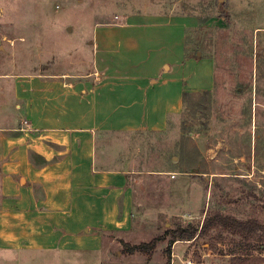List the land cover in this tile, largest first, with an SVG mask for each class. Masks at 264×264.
<instances>
[{
    "label": "rangeland",
    "instance_id": "obj_1",
    "mask_svg": "<svg viewBox=\"0 0 264 264\" xmlns=\"http://www.w3.org/2000/svg\"><path fill=\"white\" fill-rule=\"evenodd\" d=\"M137 13L191 16L186 55L213 59V88L190 95L164 130L98 137L97 164L133 175L131 230L103 233L97 251L0 249V264H230L232 253L264 255V239L220 225L169 245L179 221L201 225L219 213L264 223V0H0V125L23 120L16 76L86 77L96 25ZM141 243L150 246L130 251Z\"/></svg>",
    "mask_w": 264,
    "mask_h": 264
},
{
    "label": "crops",
    "instance_id": "obj_2",
    "mask_svg": "<svg viewBox=\"0 0 264 264\" xmlns=\"http://www.w3.org/2000/svg\"><path fill=\"white\" fill-rule=\"evenodd\" d=\"M191 16L130 14L93 30L86 77L15 78L22 123L0 125V249L97 251L133 226V175L97 163L112 131H161L185 92L210 91L213 59L186 55ZM175 257V254H174Z\"/></svg>",
    "mask_w": 264,
    "mask_h": 264
},
{
    "label": "trees",
    "instance_id": "obj_3",
    "mask_svg": "<svg viewBox=\"0 0 264 264\" xmlns=\"http://www.w3.org/2000/svg\"><path fill=\"white\" fill-rule=\"evenodd\" d=\"M209 91H202L201 93H207ZM195 92H185L183 97V107L186 104L188 97ZM217 225L231 229L232 232L241 233L246 239L256 238V240L262 241L264 239V223L257 219L239 220L235 217L224 216L222 214H216L211 219L205 218L201 225L188 222L186 224L177 222L176 227L171 231V238L169 245H172L177 239L191 240L197 239L208 235V232L216 228ZM127 245V244H125ZM149 244L141 243L131 246L130 251H146ZM150 246V245H149ZM156 247V241H152L151 248ZM170 249V248H169ZM230 264H264V255H252L249 253L236 254L232 253L230 258Z\"/></svg>",
    "mask_w": 264,
    "mask_h": 264
},
{
    "label": "built area",
    "instance_id": "obj_4",
    "mask_svg": "<svg viewBox=\"0 0 264 264\" xmlns=\"http://www.w3.org/2000/svg\"><path fill=\"white\" fill-rule=\"evenodd\" d=\"M188 264H193V262H191V261H188Z\"/></svg>",
    "mask_w": 264,
    "mask_h": 264
}]
</instances>
